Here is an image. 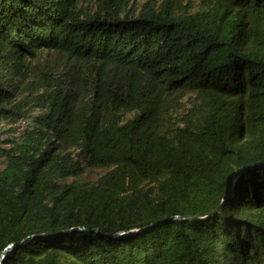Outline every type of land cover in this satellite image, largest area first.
Segmentation results:
<instances>
[{
	"label": "trees",
	"instance_id": "obj_1",
	"mask_svg": "<svg viewBox=\"0 0 264 264\" xmlns=\"http://www.w3.org/2000/svg\"><path fill=\"white\" fill-rule=\"evenodd\" d=\"M94 7L0 0V264H264V0Z\"/></svg>",
	"mask_w": 264,
	"mask_h": 264
},
{
	"label": "rangeland",
	"instance_id": "obj_2",
	"mask_svg": "<svg viewBox=\"0 0 264 264\" xmlns=\"http://www.w3.org/2000/svg\"><path fill=\"white\" fill-rule=\"evenodd\" d=\"M147 0H134L135 6H140ZM158 3H161L163 0H155ZM175 5L180 10H191L196 11L201 6V0H173ZM83 6L85 9L93 10L94 0H83ZM191 104V99L187 95L181 104L182 112H185ZM38 112H35L36 115ZM34 121L32 117L26 119H21L20 121H13L12 119H5L0 122V168L4 167V149L13 148L17 145L21 138L24 136L25 131L33 127ZM106 172L104 169L96 167H87L85 172L81 175L80 179L88 182L96 181L101 175ZM74 178H69L68 181H73Z\"/></svg>",
	"mask_w": 264,
	"mask_h": 264
},
{
	"label": "water",
	"instance_id": "obj_3",
	"mask_svg": "<svg viewBox=\"0 0 264 264\" xmlns=\"http://www.w3.org/2000/svg\"><path fill=\"white\" fill-rule=\"evenodd\" d=\"M233 178H234V175H233V177H232L231 180H230L229 187L232 185Z\"/></svg>",
	"mask_w": 264,
	"mask_h": 264
}]
</instances>
